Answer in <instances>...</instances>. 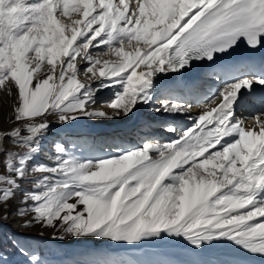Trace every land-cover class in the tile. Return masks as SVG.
Listing matches in <instances>:
<instances>
[{
    "label": "rangeland",
    "instance_id": "1",
    "mask_svg": "<svg viewBox=\"0 0 264 264\" xmlns=\"http://www.w3.org/2000/svg\"><path fill=\"white\" fill-rule=\"evenodd\" d=\"M56 1L66 8V18L73 20L72 27L67 24L68 20L65 23L54 19L60 13L48 11L43 0H0V136L6 139L0 150V264H10V261L13 264H105L101 254H109V250L115 248L120 250L116 249L112 259L107 258L110 262L114 260L115 264H160V260L166 257V262L172 264L170 257L174 256L160 253L154 257L153 247L147 248L150 252L146 255L142 251L137 256L124 250L127 248L123 246L125 238L119 233L122 222L141 210L152 191V186L141 182V178L138 180L125 174L133 165L150 158L149 150L141 145L123 147L124 150L113 148L112 154V149H94L96 152L105 150L110 155L103 157L96 152L86 153L83 144L77 140L92 126L101 125L92 122L93 116L99 115L97 111L104 108V104L116 99V93L115 96L101 91L112 82L110 78L114 82L119 79V82L125 76H131L134 70L140 73L143 59H149L151 64L154 60L156 63L153 64L161 67L158 56L150 59L153 54L150 48L157 49L155 46H161L162 42L159 45L150 43L147 50L144 47L146 41L139 39L137 42L138 35H135L136 40H130L135 34L132 32L115 42L109 37V44L104 46L103 37L97 40L93 37V29L98 28L95 26L75 43L69 57L59 65L57 54L67 44L71 32H77L80 15L88 12L94 1L52 0L53 7L59 5ZM91 23H95L91 18L85 20L81 34ZM135 23L121 25L128 31L127 28L140 27L139 22ZM137 47H141L140 53ZM121 48L126 56L120 53ZM117 52L128 59L122 63L123 69L117 70L114 77L99 70L102 82L87 85L78 65L82 58L87 54L96 56L100 62L105 58L120 60ZM112 65L113 75L116 74V64ZM207 79L213 83L216 77L209 75ZM229 84L233 86V83ZM54 88L56 92L52 96ZM212 95L202 96L200 103H206ZM162 97L157 93L153 101L159 104ZM91 100L93 103L89 102ZM90 103L97 111L79 119L82 109ZM239 106L245 113L252 114L245 111V103ZM14 135L30 137L17 141L5 137ZM210 137L207 136L209 140ZM115 177L119 178L118 181L105 188L107 180ZM182 177L170 176L166 184L154 189L151 199L145 202L147 209L141 221L142 231L175 225L185 214L189 199L209 186V179ZM135 180L142 183L139 191L126 193V189L133 191L136 187ZM215 221L204 218L196 238L206 243L216 237ZM250 223L222 238L251 239L264 233V222ZM106 243L109 249L103 246ZM157 243L154 246L159 249L164 246L162 242L158 246ZM145 246L147 244L142 243L138 247L143 249ZM175 259L186 264L209 260L203 257L185 261ZM225 262L217 263L229 264Z\"/></svg>",
    "mask_w": 264,
    "mask_h": 264
},
{
    "label": "bare ground",
    "instance_id": "2",
    "mask_svg": "<svg viewBox=\"0 0 264 264\" xmlns=\"http://www.w3.org/2000/svg\"><path fill=\"white\" fill-rule=\"evenodd\" d=\"M43 1L48 11L60 13L59 17L55 16L54 19L64 22L68 20L67 24L72 27L73 20L71 17L66 18V8L64 9L63 5L56 1L60 6L53 7L52 0ZM93 1L88 12L84 11L81 15L78 13V30L75 33L70 31L71 35L66 37L67 44L57 54L59 65L69 57L75 43L91 32V28L98 26L96 30L93 29V37L96 40L103 37L104 46L109 44V37L111 42H115L124 34L130 35L132 32L135 34L133 33L134 36L130 40H136L135 35H138L137 42L139 39L146 41L144 47H147V50L150 43L159 45L162 42L161 46H155L157 49L150 48L153 52L150 59L158 56L161 67L159 64H153L156 63L154 60L151 64L149 59H143L140 73L134 70L132 77L125 76L121 82H118L119 79L114 82L110 78L112 82L101 91L104 90L108 95L116 93V99L104 104V108L98 111L95 107L92 108L93 101H89L92 103L82 109V116L78 118L87 117L97 111L99 115L93 116L92 122L101 125L92 126L77 140L83 144L88 154H95L94 149L101 147L105 150L112 149L111 154L114 152L113 148L122 150L123 147L141 145L143 149H148L150 158L138 162L125 173L132 178L137 177L138 180L141 178V182L152 186L146 201L151 199L154 189L167 182L170 176H197L210 181H207L209 186L205 190L189 199L180 221L166 229L146 232L141 230V221L147 209L145 201L144 207L132 219L120 225L119 233L125 238L123 246L127 247L124 250L136 256L144 251L146 255L150 252L146 246L143 249L138 247L144 243L153 246L151 252H155L152 254L154 257L156 254L166 253L183 261L197 257L209 259L200 264H218L224 261L229 264H264V233L251 239H238L240 241L222 238L226 233L242 228L249 222H264V108L254 100L257 94L251 90L252 81L241 79L233 86L208 81L207 76L217 72L222 78L227 77L224 75L225 65L221 63L222 57L213 58L185 78H180V65H175L180 55L181 60L186 57V52L182 51L188 45L185 44L186 37L227 0ZM188 12L190 14L187 15ZM55 13L54 15L57 14ZM88 18L95 23L88 24L86 31L81 34L83 23ZM133 21L139 22L140 27L130 30L127 28V31L121 25L131 24ZM52 23L54 25V21ZM124 49L121 48L120 53H124ZM137 49L140 53L141 47ZM124 56L119 55L120 60L115 57L105 58L100 62L96 56L86 54L78 65L82 68L87 85L91 82H102L99 70L108 73L109 77L117 75L116 71L123 69L122 63L128 60ZM172 58L173 61L170 62ZM112 64H116V74L113 75ZM16 71L17 66L14 72ZM55 92L54 88L52 96ZM157 93L163 95L159 104L153 101ZM209 93L213 94L209 101L200 103L202 96ZM164 101L166 104L163 105ZM242 102L246 104L245 111L248 108L247 112L252 114H247L239 108ZM222 134L225 138H221ZM208 135L211 136L210 140ZM5 137L17 141L19 138L30 136ZM5 142L6 139L1 135L0 150ZM105 150L96 153L103 157L110 156ZM118 179L115 177L107 180L105 188L112 186ZM140 184L142 183L137 182L136 187H133L134 192L139 191L137 189ZM204 218L216 220L213 230L217 236L210 238L206 243L196 238V233L201 231V225L204 224ZM190 221L192 223L189 224ZM156 242H162L164 246L159 249L154 246ZM158 243L157 246L160 245ZM103 246L110 248L107 243ZM116 249L120 250L110 249V255L101 254V260L105 264H115L114 260L110 262L107 258L112 259ZM166 261L167 257L161 259L160 264H168ZM172 261V264H186L178 260Z\"/></svg>",
    "mask_w": 264,
    "mask_h": 264
},
{
    "label": "crops",
    "instance_id": "3",
    "mask_svg": "<svg viewBox=\"0 0 264 264\" xmlns=\"http://www.w3.org/2000/svg\"><path fill=\"white\" fill-rule=\"evenodd\" d=\"M2 149V148H1ZM138 190V189H137ZM126 193L127 192H131V193H134V191H129V189H128V191H127V189H126V191H125ZM144 205H145V203L143 204V207H144ZM123 207V206H122ZM142 207V208H143ZM138 213V212H137ZM136 215V214H135ZM135 215H133V217L135 216ZM133 217H131L130 219H132ZM130 219H128L127 221H129ZM127 221H124V222H122V223H125V222H127ZM106 226V225H105ZM10 264H13L11 261H10Z\"/></svg>",
    "mask_w": 264,
    "mask_h": 264
},
{
    "label": "water",
    "instance_id": "4",
    "mask_svg": "<svg viewBox=\"0 0 264 264\" xmlns=\"http://www.w3.org/2000/svg\"><path fill=\"white\" fill-rule=\"evenodd\" d=\"M55 242V241H54ZM55 243H57V244H61L62 242H55ZM77 245V244H76Z\"/></svg>",
    "mask_w": 264,
    "mask_h": 264
}]
</instances>
